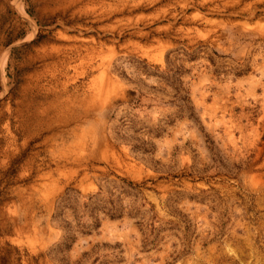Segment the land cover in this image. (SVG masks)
Instances as JSON below:
<instances>
[{"label": "rangeland", "instance_id": "374dc122", "mask_svg": "<svg viewBox=\"0 0 264 264\" xmlns=\"http://www.w3.org/2000/svg\"><path fill=\"white\" fill-rule=\"evenodd\" d=\"M0 264H264V0H0Z\"/></svg>", "mask_w": 264, "mask_h": 264}, {"label": "trees", "instance_id": "16d2710c", "mask_svg": "<svg viewBox=\"0 0 264 264\" xmlns=\"http://www.w3.org/2000/svg\"><path fill=\"white\" fill-rule=\"evenodd\" d=\"M118 179H119V183L116 180H111V183L113 184L112 189H115V190L119 189V190L126 192L129 189H133L135 187H138V184H134L132 181H128L124 178H118ZM116 198H118V197H116ZM107 203L109 205V207L107 208L108 214L111 217L118 216V215L122 214V210H120L119 206H117V203L114 199L113 191L109 192V199L107 200Z\"/></svg>", "mask_w": 264, "mask_h": 264}]
</instances>
